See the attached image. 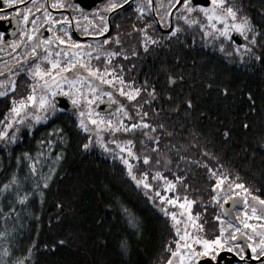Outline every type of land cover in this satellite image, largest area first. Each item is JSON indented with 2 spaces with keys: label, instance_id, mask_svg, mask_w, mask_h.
<instances>
[{
  "label": "snow or ice",
  "instance_id": "snow-or-ice-1",
  "mask_svg": "<svg viewBox=\"0 0 264 264\" xmlns=\"http://www.w3.org/2000/svg\"><path fill=\"white\" fill-rule=\"evenodd\" d=\"M0 2V20L8 18V10L24 25L13 33L20 39L9 42L13 50L18 52L23 47L24 51L15 59L10 56L13 63L5 64L0 72V76H6L0 78V98L9 102L6 112L0 114L3 150L23 139L19 135L22 129L31 134L58 113L67 115L75 131L82 134L81 150L99 148L113 161H119L164 218L165 225L170 223L175 240L165 243L166 264H223V252L230 253L238 264H264V198L254 194L259 189L241 182L239 175L221 164L219 152L209 150L198 139L201 130L196 125L189 128L173 124L189 137L184 144L173 143L180 134L169 132L161 116L184 113L187 120L189 114L199 112L202 94L214 93L221 102L232 100L234 93L228 83L209 75L185 90L183 73L161 69L164 79L157 89L147 78L137 83L131 75L125 76L129 66L134 68L132 60L138 58L140 49L144 53L163 50L179 42L186 32H199L205 43L219 42L222 53L227 42L231 50L226 55L241 67L264 62V8L254 23L244 12L243 0H102V6L88 5L85 0ZM65 10L70 12L65 14ZM56 11L60 12L58 17ZM73 30L83 39L73 38ZM4 40L5 34L0 32V42ZM20 76L24 78L17 92ZM244 95L247 112L234 115L233 109L225 105V117L217 120L222 129L221 150L236 142L235 128L230 125L238 124L246 135L255 128L254 121H246L257 108L264 112V96L257 104L252 92ZM57 97L66 100L58 105ZM161 100L167 108L157 103ZM66 139L62 129L53 128L37 141L34 153L23 151L15 156V167L0 181V198L8 209L5 212L0 207V219L5 224L22 219L31 201L39 200L41 205L45 202L64 155L54 149L58 144L63 146ZM241 151L247 153L246 149ZM259 151L264 152V143ZM247 155L250 161L258 160L264 170V157L255 150ZM21 168L23 175L18 174ZM54 207V217L49 216L53 227L65 222L62 203L54 201ZM119 212L132 227L137 226L130 209L121 207ZM33 222L38 224L39 220L33 217ZM69 226L70 231L60 233L65 239H54L44 250L54 251L55 246H66L70 239H83L78 228L71 223ZM12 238L9 231H0V241ZM173 243L174 247L169 246ZM34 247L35 243L28 248L27 257L13 264H30ZM120 248L127 251V242H121ZM12 251L11 246L2 249L0 264H7L5 257H10Z\"/></svg>",
  "mask_w": 264,
  "mask_h": 264
},
{
  "label": "trees",
  "instance_id": "trees-1",
  "mask_svg": "<svg viewBox=\"0 0 264 264\" xmlns=\"http://www.w3.org/2000/svg\"><path fill=\"white\" fill-rule=\"evenodd\" d=\"M243 5L244 12L256 13L249 15L254 17L256 23L259 20L258 13L264 8V0H243ZM194 35L195 43L190 52L180 47L176 49L173 58L161 53L157 55L162 57L158 60L152 59L146 63L132 61L134 68L129 66L125 76L131 75L137 83L147 78L157 89L163 84L161 69L183 73L185 90L209 75L227 82L234 93V99L221 102L214 93L202 94L199 112L189 114L187 120H184V113L170 117L167 113H161V116L169 132L180 134L173 143L184 144L189 138L186 132L179 127L174 128L173 124H183L189 128L196 125L201 130L198 137L201 143L209 150L219 152L221 164L239 175L241 182L246 185L254 184L259 189L254 194L264 198V187H261L264 170L259 167L258 160L250 161L247 155L255 150L259 157H264V152L259 151L264 143L261 139L264 135V112L257 108L255 114L246 121L255 122L253 131L246 135L240 131L238 124L230 125L235 128L233 135L236 142L223 150L220 149L219 137L222 129L217 124V120L226 115L225 105L233 109L234 115H242L248 111L244 93L252 92L256 103L260 104L259 98L264 96V62L241 67L226 52L203 47L199 33ZM157 103L168 107L162 100ZM7 107L8 100L0 98V114L5 113ZM53 128L62 129L67 139L63 146L58 144L54 149V152L62 151L64 155L57 166L45 202L41 205L39 200L31 201L21 214L23 218L15 223L10 220L5 224L0 219V231L7 230L13 235L12 239L0 241V253L4 247L11 246L13 249L10 257H5L7 264L27 257L28 248L33 243L36 247L32 249L30 264H166L168 252L165 243L175 240L174 233L170 234V223L169 226L165 225L164 218L122 170L123 165L119 161H113L96 148L89 152L81 150L82 134L75 131L69 116L58 113L57 117L38 125L31 134L22 129L19 135L23 139L10 146L7 151L0 146V162L3 164L0 181L5 180L15 167V156L23 151L34 153L37 141ZM242 148L247 153L242 152ZM172 158L175 159L174 154ZM23 172L24 169L21 168L18 174L23 175ZM25 190H28L27 185ZM54 201L62 203L65 214L64 224L55 227L49 223V216L54 217L57 211ZM0 207L5 212L8 211L3 198H0ZM121 207L132 211L138 221L136 227H132L124 214L119 212ZM33 217L39 220L38 224L33 222ZM70 223L79 229L83 239H70L66 246H55L54 251H45V245L54 239H65V235L60 233L70 231ZM123 241L127 242V251L120 248ZM169 246L174 247V243Z\"/></svg>",
  "mask_w": 264,
  "mask_h": 264
},
{
  "label": "flooded vegetation",
  "instance_id": "flooded-vegetation-1",
  "mask_svg": "<svg viewBox=\"0 0 264 264\" xmlns=\"http://www.w3.org/2000/svg\"><path fill=\"white\" fill-rule=\"evenodd\" d=\"M42 2H45V0H38V3H42ZM51 2H52V0H47V3L50 4ZM65 2L66 3H74V2H78V0H65ZM201 2H202V0H201ZM85 3L88 5L102 6V0H85ZM0 7H3L2 2H0ZM125 7H127V6H125ZM68 12H70V10H65V14H68ZM245 13L247 15H252V16L256 14L255 12H245ZM5 14L7 15L8 18L0 20V32L5 34V40L3 42H0V49H3V51H0V72L4 71L5 64L11 65L13 63V60L9 59L10 56L13 59H15L16 55H18L19 53L24 51L23 47H21L17 52L16 50H13L9 46V42L12 41L13 39H17V40L20 39L19 35H15V36L13 35V33H18L20 31V28L24 26L20 20V17L17 16L15 13L10 12L8 10H5ZM41 15H42V13H41ZM56 15L58 17L60 15V12L56 11ZM30 19H31V17H30ZM252 20L255 23L254 17L252 18ZM80 22L82 25L85 23L83 20H81ZM126 26H127V24H126ZM27 27L30 29L31 24H28ZM110 31H111V25H110ZM45 35H47L46 32H45ZM193 35H194V33L186 32L185 35L181 36V39L179 42L174 41L172 44L167 45L163 50H160V49H157L155 51L150 50L148 53H144L143 50L140 49L139 53H138V58L133 59L132 61H138V62L146 63L148 61H151L152 59L158 60V59L162 58V57L157 56L158 54H161V53L162 54L164 53L165 55H167L166 57H168V55H170L169 57L173 58V54H176L175 51H176V49L181 47V44L184 45V47H182V48H185L187 51L190 52V50H192V47L194 45V43H192V36ZM77 37H80V34L75 32V30H73V38H77ZM80 38L83 39V37H80ZM202 44L205 45L204 43H201V45ZM226 46L228 47V49L230 51L231 49L229 48L228 43H226ZM208 47H211V46L208 44ZM167 52H171V53H167ZM118 59H122V58H118ZM176 62H177V60H176ZM126 73H127V71L125 72V74ZM0 78H6V76H0ZM23 78H24L23 76L17 77V83H18L17 92L20 91L19 85H20V81ZM221 259H222L223 264H238L237 259L235 257L231 256V254L227 253V252L221 253Z\"/></svg>",
  "mask_w": 264,
  "mask_h": 264
},
{
  "label": "rangeland",
  "instance_id": "rangeland-1",
  "mask_svg": "<svg viewBox=\"0 0 264 264\" xmlns=\"http://www.w3.org/2000/svg\"><path fill=\"white\" fill-rule=\"evenodd\" d=\"M201 43H204L205 45H203L204 47H206L207 49H209V48H214V49H219V42H214V43H211V44H209V43H205L203 40H202V42ZM225 43V52H227V51H229V49H228V47L226 46V43L227 42H224ZM208 44L211 46V47H208ZM101 106H104V105H101ZM96 149H98L99 151H101L99 148H96ZM101 153H103L102 151H101ZM104 154V153H103ZM105 155V154H104ZM106 156V155H105ZM107 157H109V156H107ZM109 158H111V157H109ZM112 159V158H111ZM169 195H171L170 193H169Z\"/></svg>",
  "mask_w": 264,
  "mask_h": 264
},
{
  "label": "water",
  "instance_id": "water-1",
  "mask_svg": "<svg viewBox=\"0 0 264 264\" xmlns=\"http://www.w3.org/2000/svg\"><path fill=\"white\" fill-rule=\"evenodd\" d=\"M239 42V41H238ZM66 98L64 97H57V103L58 105L63 104L65 102ZM104 106H101V108H103ZM230 206V203L228 205H226V207ZM201 264H206L205 261H201Z\"/></svg>",
  "mask_w": 264,
  "mask_h": 264
}]
</instances>
